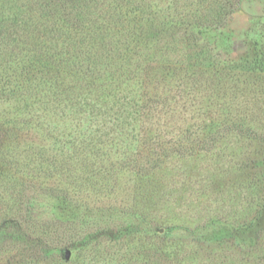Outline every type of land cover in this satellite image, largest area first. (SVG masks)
I'll return each mask as SVG.
<instances>
[{
    "label": "rangeland",
    "instance_id": "1",
    "mask_svg": "<svg viewBox=\"0 0 264 264\" xmlns=\"http://www.w3.org/2000/svg\"><path fill=\"white\" fill-rule=\"evenodd\" d=\"M243 1L146 0L180 20L151 58V109L116 148L110 125L68 128L63 144L31 130L22 149L46 163L20 184L22 205L3 201L0 264H264V140L226 131L264 134V0ZM220 4L225 27L186 40L195 16L218 24Z\"/></svg>",
    "mask_w": 264,
    "mask_h": 264
},
{
    "label": "trees",
    "instance_id": "2",
    "mask_svg": "<svg viewBox=\"0 0 264 264\" xmlns=\"http://www.w3.org/2000/svg\"><path fill=\"white\" fill-rule=\"evenodd\" d=\"M243 5V0H232L230 10L240 11ZM226 6H218L216 25L196 16L186 23V40L193 30L225 27ZM179 22L149 10L146 0H0V101L5 104L0 114V214L5 200L22 205L17 196L25 186L20 184L38 179L46 163L44 148L22 149L32 129L63 144L75 134L68 130L87 122L96 126L95 134L98 125H110L105 139L115 148L131 139L132 121L151 109L147 77L160 68L151 65L153 52L177 43ZM254 128L232 121L226 131L250 132L243 136L264 140L259 126ZM97 153L108 155L102 148Z\"/></svg>",
    "mask_w": 264,
    "mask_h": 264
},
{
    "label": "water",
    "instance_id": "3",
    "mask_svg": "<svg viewBox=\"0 0 264 264\" xmlns=\"http://www.w3.org/2000/svg\"><path fill=\"white\" fill-rule=\"evenodd\" d=\"M67 257L70 258V252L67 253Z\"/></svg>",
    "mask_w": 264,
    "mask_h": 264
}]
</instances>
